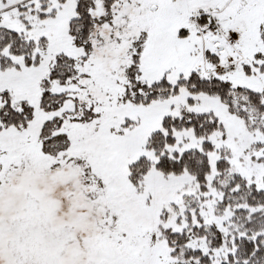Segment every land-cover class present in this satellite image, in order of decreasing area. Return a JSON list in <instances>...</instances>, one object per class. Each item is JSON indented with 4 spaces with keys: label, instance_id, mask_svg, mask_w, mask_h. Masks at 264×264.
Returning a JSON list of instances; mask_svg holds the SVG:
<instances>
[{
    "label": "snow or ice",
    "instance_id": "6c2138e0",
    "mask_svg": "<svg viewBox=\"0 0 264 264\" xmlns=\"http://www.w3.org/2000/svg\"><path fill=\"white\" fill-rule=\"evenodd\" d=\"M0 264H264V0H0Z\"/></svg>",
    "mask_w": 264,
    "mask_h": 264
}]
</instances>
